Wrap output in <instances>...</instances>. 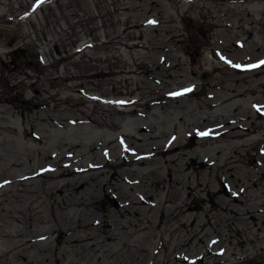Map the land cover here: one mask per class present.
Instances as JSON below:
<instances>
[{
	"label": "rangeland",
	"instance_id": "rangeland-1",
	"mask_svg": "<svg viewBox=\"0 0 264 264\" xmlns=\"http://www.w3.org/2000/svg\"><path fill=\"white\" fill-rule=\"evenodd\" d=\"M38 3L0 0V264H264V0Z\"/></svg>",
	"mask_w": 264,
	"mask_h": 264
},
{
	"label": "bare ground",
	"instance_id": "bare-ground-1",
	"mask_svg": "<svg viewBox=\"0 0 264 264\" xmlns=\"http://www.w3.org/2000/svg\"><path fill=\"white\" fill-rule=\"evenodd\" d=\"M226 108V106H219V108H218V110H220V111H224V109ZM252 108L253 109H257V118H261V116L262 115H264V104L263 103H258V104H255V105H253L252 106ZM243 128H244V130L247 132V133H243V132H241L240 134L238 133V134H236V138H244L245 136H247V135H250V133H249V130H247L246 129V127H245V125L243 124V125H241ZM253 139V137H251V138H249V139H244V140H242L243 141V143L244 144H247V142L248 141H251ZM70 170L71 169H66L65 171V174H69L70 173Z\"/></svg>",
	"mask_w": 264,
	"mask_h": 264
},
{
	"label": "water",
	"instance_id": "water-1",
	"mask_svg": "<svg viewBox=\"0 0 264 264\" xmlns=\"http://www.w3.org/2000/svg\"><path fill=\"white\" fill-rule=\"evenodd\" d=\"M10 56H14L15 58H19L20 56H24V58L26 59L27 58V50L25 48H16V49H13L11 50V52L9 53ZM206 77H207V73H200V78L202 80H206ZM115 205V203H113Z\"/></svg>",
	"mask_w": 264,
	"mask_h": 264
},
{
	"label": "flooded vegetation",
	"instance_id": "flooded-vegetation-1",
	"mask_svg": "<svg viewBox=\"0 0 264 264\" xmlns=\"http://www.w3.org/2000/svg\"><path fill=\"white\" fill-rule=\"evenodd\" d=\"M222 185V184H221ZM222 186H224V189L223 190H226L225 191V193L227 194V195H229V191L230 190H232L231 188H232V185H231V187L229 186V185H222ZM213 244H211V246H212ZM193 259V258H192ZM192 259H190L189 261H191L192 262ZM199 259H201V260H203L202 258H201V256L199 257ZM185 260H188V259H185Z\"/></svg>",
	"mask_w": 264,
	"mask_h": 264
},
{
	"label": "snow or ice",
	"instance_id": "snow-or-ice-1",
	"mask_svg": "<svg viewBox=\"0 0 264 264\" xmlns=\"http://www.w3.org/2000/svg\"><path fill=\"white\" fill-rule=\"evenodd\" d=\"M38 2H43V0H38ZM261 64H264V61H261ZM238 67V65H237ZM253 67H255V65H253ZM185 91H191V89H186ZM202 135H206V133H202Z\"/></svg>",
	"mask_w": 264,
	"mask_h": 264
}]
</instances>
